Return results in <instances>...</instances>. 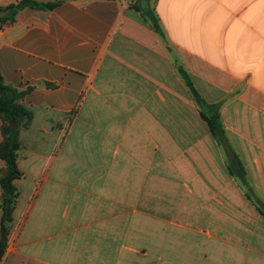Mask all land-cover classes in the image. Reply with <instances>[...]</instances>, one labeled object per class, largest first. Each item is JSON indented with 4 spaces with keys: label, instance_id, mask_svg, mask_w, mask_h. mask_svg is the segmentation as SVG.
Returning <instances> with one entry per match:
<instances>
[{
    "label": "crops",
    "instance_id": "1",
    "mask_svg": "<svg viewBox=\"0 0 264 264\" xmlns=\"http://www.w3.org/2000/svg\"><path fill=\"white\" fill-rule=\"evenodd\" d=\"M22 1L57 5L0 23V75L32 115L2 264H264V216L229 170L235 153L264 200V115L242 128L251 141L226 128L228 142L216 141L200 114L193 135L177 68L205 99L196 82L264 84V0H240L249 19L215 30L189 12L191 0L182 14L178 0H0V8ZM170 46L192 52L204 73L192 78L190 58L180 63ZM73 111L64 140L62 116ZM4 125L0 118V147ZM175 130L185 138L171 139ZM256 149L258 161L249 156ZM83 156L86 172L70 183L69 161Z\"/></svg>",
    "mask_w": 264,
    "mask_h": 264
},
{
    "label": "rangeland",
    "instance_id": "2",
    "mask_svg": "<svg viewBox=\"0 0 264 264\" xmlns=\"http://www.w3.org/2000/svg\"><path fill=\"white\" fill-rule=\"evenodd\" d=\"M154 1V0H152ZM179 3V4H178ZM185 3L184 0H178L177 6L179 7L178 14H182L181 8ZM247 6V2H242L240 0H191L188 2L187 7L189 8V12L192 14H196L202 20L206 21L207 28L216 29L223 25L224 29H230L234 26H242L240 24L239 18L241 19H249V13L247 11L243 12V8ZM150 10V9H148ZM239 13H243L242 17H238ZM201 20V21H202ZM203 21V23H204ZM217 26V27H216ZM171 53L173 56H176L180 59V63H182L183 56L185 55L188 60L187 68L191 71L192 78H194V72L197 71L200 74L204 73V69L200 71L199 69V61L195 60V56L192 52L184 53L178 51L176 48L174 49L172 46ZM184 54V55H183ZM199 70V71H198ZM203 72V73H202ZM206 73L209 74V69H207ZM197 88L202 92V94L206 97L207 101L219 106V112L221 114V120L224 128L229 132V136L234 138L237 141L244 139H248L251 141V138L247 137V133H245L242 128L248 124H252L254 113H261L264 115V84L260 82H240V83H222V84H204V83H195ZM186 102L189 103L190 107L189 112L186 110L185 123L191 124V129L193 135L196 131L200 130V128L204 125V122L199 117L198 107L194 104L192 99L188 98ZM187 105L185 104V109ZM76 111L69 113L67 115L62 116L61 125L59 128H62L63 139L67 137L70 126L73 122ZM174 122L176 124H180L182 122V117L179 115H175ZM55 119L60 120V117L56 116ZM32 123V118L29 121H23L18 124V132H19V141L23 144L24 140V130L28 128V126ZM225 129V130H226ZM170 134L171 139L182 140L185 138V132L181 131H173ZM184 136V137H183ZM228 137V134H227ZM20 151V150H19ZM249 156L258 161L260 157V152L256 149L252 154L249 152ZM19 152L18 159L19 160ZM71 165L70 178L73 180L70 183L76 182L77 173L84 172L85 167L87 166V161L85 156L82 157V160H74L69 161ZM179 162L180 159H179ZM53 166L51 164L47 165V170ZM256 166V165H255ZM19 168V166H18ZM20 170V169H19ZM65 171V169H64ZM21 172V171H20ZM86 172V171H85ZM21 176L18 179H22ZM76 176V177H74ZM16 179V180H18ZM15 180V181H16ZM18 198L16 202V208L18 207V203L21 197V188L15 183ZM186 186V185H185ZM160 188L162 186H159ZM13 212V219H14Z\"/></svg>",
    "mask_w": 264,
    "mask_h": 264
},
{
    "label": "trees",
    "instance_id": "3",
    "mask_svg": "<svg viewBox=\"0 0 264 264\" xmlns=\"http://www.w3.org/2000/svg\"><path fill=\"white\" fill-rule=\"evenodd\" d=\"M57 3L41 4L36 1H22L18 4L10 5L7 8H0V23L14 21L18 12L26 7L34 9H52ZM136 10H140L137 5H132ZM151 26L162 34L157 17L153 11L144 13ZM177 64V60H175ZM178 71L189 89L192 100L198 107L200 117L207 123L209 130L218 142H228L226 130L222 124L219 106L210 104L196 89L192 79L181 65L177 66ZM22 94L15 89L4 85L3 78L0 75V118L5 122L3 127L4 142L0 147V154L6 163V168L0 173V188L2 197L0 200V264L6 251L8 237L13 222V212L16 207L18 192L14 181L21 176L18 168V152L21 148L19 142L18 124L23 121H29L32 118L31 113L23 106L18 104ZM235 162L229 166L230 173L236 176L242 187L246 189V196L257 207L259 213L264 216V200L254 194L252 187L246 181L245 170L235 153Z\"/></svg>",
    "mask_w": 264,
    "mask_h": 264
}]
</instances>
